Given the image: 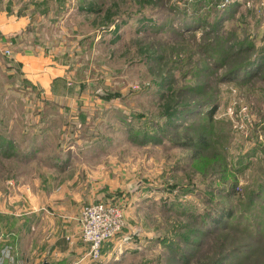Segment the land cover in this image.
<instances>
[{
  "label": "rangeland",
  "instance_id": "374dc122",
  "mask_svg": "<svg viewBox=\"0 0 264 264\" xmlns=\"http://www.w3.org/2000/svg\"><path fill=\"white\" fill-rule=\"evenodd\" d=\"M12 2L71 99L0 76V184L121 208L79 264H264V0Z\"/></svg>",
  "mask_w": 264,
  "mask_h": 264
},
{
  "label": "crops",
  "instance_id": "0c3cea01",
  "mask_svg": "<svg viewBox=\"0 0 264 264\" xmlns=\"http://www.w3.org/2000/svg\"><path fill=\"white\" fill-rule=\"evenodd\" d=\"M12 1L0 0V76L11 82L7 90L19 91L22 86L18 93L23 95L33 89L38 98L71 99L67 92L58 91L67 79L63 69L43 53L34 38L27 41V31L36 20L26 7L19 9ZM0 128L6 131L9 125L1 124ZM6 144L14 146L15 142ZM35 145L33 141V148ZM2 172L6 176L0 184V264H71L82 260L87 245L80 238L79 210L74 201L52 195L48 198L41 189L27 188L21 181L25 178L23 171L15 175ZM36 244L46 248L40 260L32 256Z\"/></svg>",
  "mask_w": 264,
  "mask_h": 264
},
{
  "label": "built area",
  "instance_id": "2783aa9c",
  "mask_svg": "<svg viewBox=\"0 0 264 264\" xmlns=\"http://www.w3.org/2000/svg\"><path fill=\"white\" fill-rule=\"evenodd\" d=\"M226 2L228 0H225ZM6 56L10 55L5 50ZM80 238L87 245L86 256L98 260L105 244H109L122 235L124 219L121 208L111 202H94L81 207L78 215ZM127 238H123L125 242ZM80 261L71 264H79Z\"/></svg>",
  "mask_w": 264,
  "mask_h": 264
},
{
  "label": "trees",
  "instance_id": "16d2710c",
  "mask_svg": "<svg viewBox=\"0 0 264 264\" xmlns=\"http://www.w3.org/2000/svg\"><path fill=\"white\" fill-rule=\"evenodd\" d=\"M250 51V49H246L245 50V52H249ZM236 69H239L240 70V68H236ZM233 70H235V69H233ZM238 70V71H239ZM214 110L215 109H211L209 112H208V121H210L211 119H212V115L214 114ZM205 136L204 135H201V139H200V141L199 142H196V144L197 143H199V145L202 147V145H205L204 143L206 142V139L204 138Z\"/></svg>",
  "mask_w": 264,
  "mask_h": 264
},
{
  "label": "water",
  "instance_id": "95a60500",
  "mask_svg": "<svg viewBox=\"0 0 264 264\" xmlns=\"http://www.w3.org/2000/svg\"><path fill=\"white\" fill-rule=\"evenodd\" d=\"M139 185H140V183L136 182L133 186L130 187V189L136 190ZM43 264H46V263L44 262Z\"/></svg>",
  "mask_w": 264,
  "mask_h": 264
}]
</instances>
